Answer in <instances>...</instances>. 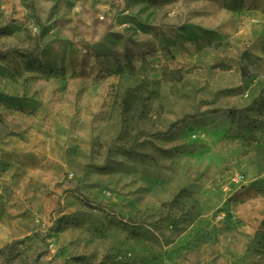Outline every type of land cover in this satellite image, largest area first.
Returning <instances> with one entry per match:
<instances>
[{"label":"rangeland","instance_id":"obj_1","mask_svg":"<svg viewBox=\"0 0 264 264\" xmlns=\"http://www.w3.org/2000/svg\"><path fill=\"white\" fill-rule=\"evenodd\" d=\"M0 264H264V0H0Z\"/></svg>","mask_w":264,"mask_h":264}]
</instances>
